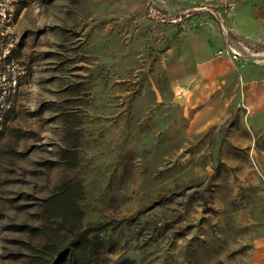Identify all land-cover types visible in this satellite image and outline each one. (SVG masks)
Returning <instances> with one entry per match:
<instances>
[{
    "label": "rangeland",
    "instance_id": "rangeland-1",
    "mask_svg": "<svg viewBox=\"0 0 264 264\" xmlns=\"http://www.w3.org/2000/svg\"><path fill=\"white\" fill-rule=\"evenodd\" d=\"M210 24L264 57V0H0V264H251L264 116L231 75L226 119L189 126Z\"/></svg>",
    "mask_w": 264,
    "mask_h": 264
},
{
    "label": "crops",
    "instance_id": "crops-1",
    "mask_svg": "<svg viewBox=\"0 0 264 264\" xmlns=\"http://www.w3.org/2000/svg\"><path fill=\"white\" fill-rule=\"evenodd\" d=\"M223 38L214 24L197 30L191 36V54L194 68L182 78L189 91L186 97L189 126L192 132L223 122L234 100L227 92V77L236 80L238 104L245 117L255 121L264 116V64L250 60H235L219 55ZM251 264H264V234L251 242Z\"/></svg>",
    "mask_w": 264,
    "mask_h": 264
},
{
    "label": "built area",
    "instance_id": "built-area-1",
    "mask_svg": "<svg viewBox=\"0 0 264 264\" xmlns=\"http://www.w3.org/2000/svg\"><path fill=\"white\" fill-rule=\"evenodd\" d=\"M222 33L225 35L226 38H228L229 29L225 26H222ZM240 45V47H239ZM235 45V43L227 41L218 51L217 53L219 55L228 56L232 59H239L243 56L244 51H250L247 45L239 44ZM244 50V51H242ZM250 54V53H249ZM264 54V53H263ZM251 55H254L253 51L251 52ZM253 60L256 63L264 64V57L263 58H253Z\"/></svg>",
    "mask_w": 264,
    "mask_h": 264
},
{
    "label": "trees",
    "instance_id": "trees-1",
    "mask_svg": "<svg viewBox=\"0 0 264 264\" xmlns=\"http://www.w3.org/2000/svg\"><path fill=\"white\" fill-rule=\"evenodd\" d=\"M7 91L10 92L9 91V88L5 87L3 85V83L0 81V97H2L4 99V101H3L4 103L8 101L7 99H5L6 98V95H4V94H6ZM3 92H5V93L3 94ZM3 102L1 100L0 101V104H2ZM2 119H3V115H0V126L3 124L2 123Z\"/></svg>",
    "mask_w": 264,
    "mask_h": 264
}]
</instances>
